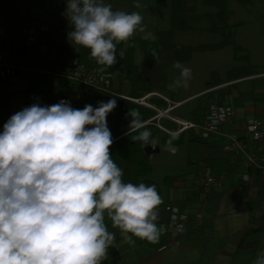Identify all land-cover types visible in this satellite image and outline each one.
Segmentation results:
<instances>
[{"label":"clouds","instance_id":"1","mask_svg":"<svg viewBox=\"0 0 264 264\" xmlns=\"http://www.w3.org/2000/svg\"><path fill=\"white\" fill-rule=\"evenodd\" d=\"M140 8L139 2L134 5ZM73 47L88 49L105 71L122 60L127 43L145 32L138 12L113 11L104 0H66L63 13ZM152 55L156 56L155 50ZM178 87H187L192 70L179 61ZM117 98L75 109L61 100L39 102L12 115L0 133V264H102L115 246L119 230L123 243L133 238L156 243L162 199L155 185L125 183L123 171L110 153L112 133L108 115ZM125 135L133 143H155L136 109ZM133 133H137L133 135ZM172 136L166 150L175 154ZM253 264H264V250Z\"/></svg>","mask_w":264,"mask_h":264},{"label":"crops","instance_id":"2","mask_svg":"<svg viewBox=\"0 0 264 264\" xmlns=\"http://www.w3.org/2000/svg\"><path fill=\"white\" fill-rule=\"evenodd\" d=\"M153 1L104 0V3L111 4L113 11L138 12L143 19H146L147 15L150 19L153 15ZM137 2L141 4L140 8L134 6ZM160 11L163 12V9H160ZM154 14H159V12L156 11ZM143 22L145 29L149 28L147 24H150V21L145 20ZM164 25L167 26V18L164 21ZM67 26H69L68 21ZM138 33L140 32L137 31L135 35ZM135 35L127 43H124L125 48L131 40L136 39ZM256 40L261 42H247L248 39H245L244 42L238 43V46L241 47L239 49L249 52L250 55L246 56L252 57L246 59L248 64L242 66L243 69L240 74L230 75L226 79L214 77L210 81L206 80L205 85L207 87L208 83L212 82L213 86L211 88L207 89L205 87L197 94L176 101L169 97L171 102L180 105L172 112L178 110L184 104H192V102L197 101L199 102L196 105L197 112L203 121L204 108L208 102L215 101L221 104H229L234 109V119L232 123L223 127L222 132L239 134L245 128L247 120L263 117L264 37L256 38ZM57 41L59 43H70L69 40L64 39L62 36L58 37ZM54 43L55 40L50 47ZM39 46L41 50L39 61L45 60L42 52L44 49L47 50L52 60L55 59L56 50L54 48L49 50V46L45 43L39 44L38 42L33 49H28L29 54L35 55ZM258 46L262 47L258 49ZM246 56L242 55L237 59L243 60ZM31 60L33 59L27 58L24 62L30 66L31 71L29 72H32V76L43 73V68H34ZM212 72H218V70L214 68ZM24 76V72L18 73L10 80L9 86H21V78ZM169 92L172 94L177 93L175 85L170 80L168 90L162 93L168 97L167 93ZM201 93H203L202 96L200 95ZM199 96L203 100L200 99L198 101ZM182 134H184L185 143L186 138H189L190 135L189 132ZM158 136L154 139L153 147L149 145L152 150L148 148V153L145 151L148 157L159 151L157 147ZM208 147V156L195 163L194 168L188 167L181 174L167 175L162 182L150 178L160 185L159 195L162 199V204L157 210L158 219L155 222L161 233L159 240L156 243H149L133 238L134 242L128 244L122 242L119 233L120 239H116L115 246L109 249L114 255L116 264H253L258 251L264 250V181L261 173L255 171L252 179L244 180L241 157L226 153L223 150V137L221 135L211 138ZM201 162H207L214 169L216 175H226V179L223 181L222 186L216 189L207 200V211L209 214L207 221L201 226L194 227L192 223V229L185 237L170 235L166 230L169 214L165 210V206L176 204L182 209L189 207L190 199L183 189L195 178ZM107 222L111 221L108 220ZM246 228L257 229V232L245 237L240 242L238 233ZM160 248L165 249L160 252Z\"/></svg>","mask_w":264,"mask_h":264},{"label":"trees","instance_id":"3","mask_svg":"<svg viewBox=\"0 0 264 264\" xmlns=\"http://www.w3.org/2000/svg\"><path fill=\"white\" fill-rule=\"evenodd\" d=\"M198 0H171L170 2V29L158 31L154 38H138L131 40L125 48L124 43L117 45V52L125 50L122 60L111 66L112 73L125 72L124 79L128 81L127 91L120 88L118 93H124L129 97H140L145 93L152 91L166 92L168 90V69L177 61L180 63L189 62L195 53H203L218 50L232 43V26L229 23L231 11L228 8L227 0H202L205 6L213 7L214 12L198 13ZM46 11L49 16L50 31L42 32L39 38V44L45 43L49 50H56V57L51 59L49 53L44 54L45 60L39 61L40 46L35 55H30L26 47L24 30L36 22L33 15L34 9ZM66 9V0H0V19L7 29V37L0 39V52H9L19 61L27 58L33 59V67H42L44 76L41 80L35 81L26 91V102L28 104L39 100L42 102L41 94L48 93L53 95L49 106L59 103L61 100L67 101L75 109H83L85 106L80 95H86L90 99H101L106 102L117 98V107L108 115L107 126L109 127L113 144L110 147V153L114 162L123 171L122 180L125 183L133 184L145 183L155 185L158 193L160 185L148 178L152 172V165L146 155L145 147L141 142L133 143L131 137L125 135L131 121V117L126 119L129 109H136L140 113V119L144 122L156 116L152 109L135 104L131 101L119 98L110 93L101 92L92 86L78 84L59 77L57 74L65 71L67 64L77 59L80 63L90 65L95 62L90 58L88 49L79 46L73 47L71 43L58 42L57 38L62 36L68 40V32L71 30L67 26V19L63 15ZM203 20L209 21L210 25L207 31L215 34H221L223 39L216 44L200 45H181L175 42L177 32L190 31ZM55 43L50 47L51 43ZM155 50L156 56L152 55ZM140 51L142 55V65L136 62V53ZM48 54V55H47ZM212 82L208 83L207 89L211 88ZM113 91V85L111 87ZM53 93V94H52ZM155 105L165 110L168 108L166 101L161 99H152ZM194 121L202 123V119L197 111L194 112ZM156 121L146 124V129L152 133V140L160 133H164L156 124ZM163 123V122H162ZM167 128L175 130V123H163ZM137 133H133L135 135ZM191 141H203L204 139L189 131ZM173 135L164 133L162 141L166 145L167 141ZM173 140V146H180L184 143V134L176 135ZM110 232L116 233V239L119 240V230L112 227L111 222H105ZM257 229H244L239 232L240 242L247 236L255 234ZM241 246V245H240ZM103 264H116L114 261H106Z\"/></svg>","mask_w":264,"mask_h":264},{"label":"rangeland","instance_id":"4","mask_svg":"<svg viewBox=\"0 0 264 264\" xmlns=\"http://www.w3.org/2000/svg\"><path fill=\"white\" fill-rule=\"evenodd\" d=\"M170 2L171 0H154L152 2L153 15L150 19L148 18V15L146 19H143V21H150V24H147L149 28L145 29V32H140L135 35L136 39H151L155 37L158 31L170 29ZM227 3L228 8L231 11L229 23L232 26V43L218 50L195 53L189 62L181 63L184 67L192 70V77L188 81L187 87L176 86L175 81L181 78L180 70L173 66L170 67L168 69V79L175 85V89L177 90V93L174 94L170 92L167 93L170 99L173 98L176 101L197 94L207 87L205 85L206 80L210 81L214 77L226 79L229 78L230 75L240 74L243 69L242 66L248 64L246 59L252 58L251 56H246L249 52L239 49L241 47L238 46V43L244 42L245 39H248L247 42H261L260 40L257 41L256 38L264 37V0H227ZM196 7L198 13L215 11L213 7L205 6L202 3V0H198ZM160 9H163V12H161ZM156 11H158L159 14H154ZM166 18L167 26L164 25ZM209 25V21L203 20L193 30L177 32L174 40L181 45L216 44L221 42L223 39L221 34L211 33L206 30ZM261 47L262 46H258V49ZM242 55H245L246 57L243 60H238L237 58H240ZM141 56L140 51H138L136 53V62L139 65H142ZM214 68L218 70V72L213 73L212 70ZM24 74L25 76L21 78V86H9V83L5 86H0V133L3 131V125L12 115L33 104H28L26 102V91L32 87L35 81L41 80L44 76V73L32 76V72L29 71L24 72ZM124 77L125 72H115L113 77L114 92L118 93L120 88L125 91L128 90L129 83ZM202 94L203 93L200 95L202 96ZM41 97L42 102H40V104L42 106H49L53 99V95H49L48 93L41 94ZM200 99L201 97L197 100L200 101ZM91 100L97 103L104 101L94 98ZM36 102H39V100H36L34 103ZM198 103L199 102L194 101L192 104H184L178 108V110L172 112V114L186 120H194V112L198 111L196 107ZM163 119V123L170 122L166 117L162 118V120ZM163 134L164 133L158 134V153H154L149 157L147 156L153 167L152 173L149 174V178L151 179L160 180V182H162L167 175L184 173L188 167L194 168L195 163L208 156L209 140L204 139L199 142L191 141L190 138H186L184 144L175 146L178 151L175 154H172L166 150L165 144L162 141ZM108 220L109 219L106 217L105 222Z\"/></svg>","mask_w":264,"mask_h":264},{"label":"built area","instance_id":"5","mask_svg":"<svg viewBox=\"0 0 264 264\" xmlns=\"http://www.w3.org/2000/svg\"><path fill=\"white\" fill-rule=\"evenodd\" d=\"M33 15L36 22L24 30L26 47L31 50L39 42L42 32L50 31L49 16L46 11L34 9ZM7 29L0 19V39L7 37ZM46 54L47 50H42ZM99 66L96 61L90 65L80 63L77 59L70 61L64 72L57 74L59 77L78 84L92 86L95 89L110 93L119 98L131 101L135 104L152 109L156 116L149 119L145 124H154L164 133L169 135H180L185 132L193 131L195 135L205 140H210L215 136L223 137V150L226 153L239 155L241 157V167L243 169V179H252L255 171L261 173L264 181V116L251 118L246 121L245 128L239 133H223L224 126L233 122L234 109L229 104H221L215 101L208 102L204 108L203 121L197 123L194 120H186L173 115L171 112L179 107L178 103L170 101L169 97L159 91L145 93L140 97H129L124 93L116 94L111 92L113 85V73L111 67H106L105 71H98ZM31 71V68L23 61H19L9 52H0V86L7 85L10 80L18 73ZM84 105H92L95 109L99 103L93 102L86 95H80ZM152 99H161L167 102L168 108L163 110L151 102ZM111 100V99H110ZM103 102V101H102ZM107 102V101H106ZM166 117L168 121L175 123L177 128L171 130L162 123V118ZM226 175H216L214 169L206 162L199 164L198 173L195 178L184 187L188 194L189 207L182 209L176 204H168L165 210L169 214V220L166 226L167 233L170 235L187 236L192 227L203 225L208 217L207 200L210 195L222 186ZM165 248H160L162 252ZM114 261V255L108 251V259L103 261Z\"/></svg>","mask_w":264,"mask_h":264},{"label":"water","instance_id":"6","mask_svg":"<svg viewBox=\"0 0 264 264\" xmlns=\"http://www.w3.org/2000/svg\"><path fill=\"white\" fill-rule=\"evenodd\" d=\"M148 148L150 149V150H152V147L151 146H149V145H145V151L148 153Z\"/></svg>","mask_w":264,"mask_h":264}]
</instances>
